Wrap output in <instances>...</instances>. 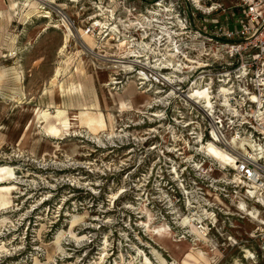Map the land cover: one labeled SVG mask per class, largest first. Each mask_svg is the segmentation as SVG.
I'll use <instances>...</instances> for the list:
<instances>
[{"label":"rangeland","instance_id":"rangeland-1","mask_svg":"<svg viewBox=\"0 0 264 264\" xmlns=\"http://www.w3.org/2000/svg\"><path fill=\"white\" fill-rule=\"evenodd\" d=\"M155 1L167 8L176 4L177 8H173L171 15L163 13L157 18L158 23L146 29L149 38L142 40L139 22L144 18L154 20L148 12ZM190 1L0 0V72L7 75L0 84V166L14 169L13 179L6 178L4 182H13L16 187L8 196L9 205L0 209V264H95L104 247L106 255L101 264H159L156 253L167 264H183L177 253L172 255L159 246L165 244V240H155V243L139 224L144 222L139 205L146 203L152 214H162L168 223L179 222V230H174L179 236L177 239L186 232L181 226L186 214L184 194L188 190L181 188L184 194L177 195L181 203L176 205L172 189L163 185L156 188L153 184L156 173L151 171L158 166L159 157L147 151L156 141L147 135L154 128V124L148 122L149 108L142 107L158 88L152 69L161 56L166 55L168 45L166 37L155 26L164 27L169 22L175 24L172 32L180 33L186 23L190 25L188 30L205 26L211 32L219 21L232 29L231 16L237 13L236 0H206L200 3L203 10L195 13ZM208 8L214 10L207 15ZM46 14L49 19L39 18ZM168 17L173 19L167 21ZM62 19L67 20L71 36L61 52L64 28L58 30L52 26H62ZM115 24L122 29L133 26L128 36L134 37L136 52H143V57L130 60L141 66L132 74L122 76L120 84L106 86L112 79L119 78L118 68L127 66L130 59L118 50V38L107 37L106 29H112ZM45 26L48 28L38 36V31ZM152 37L161 39L160 47L151 43ZM181 38L180 53L200 47L189 43L185 36ZM145 43L150 47L145 49ZM123 57L127 60L120 59ZM67 60H70L68 72L60 75L58 82L81 83L90 93L94 89L100 112L113 117L116 131L113 135L108 130L92 136L84 126L72 121L71 113L79 112L76 107L66 110V117L76 132L58 137L62 140L48 138L43 132L45 124L36 123L39 111L50 113V121L55 122L56 109L51 107L59 100L50 83L56 71L65 68ZM80 61L84 77L74 72ZM144 67V71L150 73L148 83L154 88L131 101L134 111L119 113L118 101L132 91L141 93L148 89L147 82L145 85L138 80ZM15 71L22 75L20 83L12 79ZM85 96L91 100L87 92ZM109 99L115 102L107 104ZM164 161L160 159V165ZM209 176L215 180V185L210 181L211 184L194 194L212 196L205 197L214 205H210L209 210L214 213V216L209 214L210 217L216 219V228L210 222L207 234L214 246L210 250L209 264H264V226L248 219L236 207L243 202L248 209L260 210L262 221L264 208L250 199L243 187L223 189L221 175L216 170H210ZM226 180L232 179L228 176ZM156 191L162 192V204L155 201ZM113 195H116L115 200L118 198L116 202ZM169 201L177 216H168ZM186 215V219H195L197 214L189 209ZM178 217L182 221L170 220ZM171 243L172 240H166V245L171 246ZM185 244L195 245L189 234L185 236ZM201 250L205 253L207 248ZM246 252L249 258H244Z\"/></svg>","mask_w":264,"mask_h":264},{"label":"built area","instance_id":"built-area-1","mask_svg":"<svg viewBox=\"0 0 264 264\" xmlns=\"http://www.w3.org/2000/svg\"><path fill=\"white\" fill-rule=\"evenodd\" d=\"M204 1H190L193 13L203 10L200 3ZM175 7L168 8L174 12ZM235 10L232 29L219 21L211 32L205 26L188 30L190 25L183 24L184 30L175 36L174 44L179 50L183 36L189 43L198 44L200 47L188 48L196 55L185 52L181 59L186 55L192 63L201 65L189 64L185 72H175L171 86L157 85L158 102L147 109L148 122L154 124L147 135L156 141L147 151L159 157L158 166L151 171L156 173L153 184L159 189L162 185L172 189L176 205L181 203L177 195L184 194L181 188L186 187V214L194 209L196 218L189 220L200 231L205 226L206 234L211 225L210 203L205 196L194 194L216 183L209 176L210 170L221 175L223 189L243 187L244 193L264 208V0H236ZM165 71L159 70V74L167 75ZM197 92L206 93L208 98L190 99ZM155 114L161 116L155 118ZM208 143L229 155L234 167L212 160ZM162 158L165 163L160 165ZM228 176L231 181L226 180ZM155 195V201L162 204V192Z\"/></svg>","mask_w":264,"mask_h":264},{"label":"bare ground","instance_id":"bare-ground-1","mask_svg":"<svg viewBox=\"0 0 264 264\" xmlns=\"http://www.w3.org/2000/svg\"><path fill=\"white\" fill-rule=\"evenodd\" d=\"M73 2H75V1H73ZM158 3H159L158 5H153V9L150 12H148L152 15L151 19H154V20L149 21L143 17L144 21L139 22V29H140L139 34H140V37L142 40H146L149 38V36L146 34L147 33L146 29H148L150 26H153V23H158L157 18L161 17L163 13H166L167 16L172 14V11L170 9H168L167 7H164L162 2H158ZM196 5L200 8L199 4L196 3ZM157 7L161 8V9L159 10ZM32 8H34V7H32ZM154 8H156V9H154ZM212 10H214V8L208 9L205 12L209 13ZM39 18L49 19L50 17H49V14L48 15L46 14L44 16H40ZM128 19L130 20V18H128ZM172 19L173 18L168 17L167 21L172 20ZM66 21H65V19H62V21H61L63 24L62 26H58V25L52 26V28L58 29V30L60 29V27L64 28V39H63L64 44L61 48V52L66 48L67 43H68V39L71 36V29L69 28L68 22H66ZM96 25L102 26V24H100V23H97ZM166 25H171V26H170V28H168ZM155 27L158 30H160V32H161L160 34H163V36L166 37V41H167L168 45L166 44L167 45L166 46L167 51L165 53L166 55L163 54L161 56L162 59L159 61V63L156 65V67L154 69H152V71L153 70L155 71V73L153 75L155 77L156 84L159 85L161 83V84H166V86L167 85L171 86L174 82L173 77L175 76V74H174L175 72H185V70H187L189 68V64H197L199 66L201 64L198 61L196 63L195 62L192 63L191 62L192 60L190 58H188L186 55H184L185 59H181L182 53L179 52V50L176 48V45L174 44V41L176 38L175 36H180L181 32L180 33L175 32V31L172 32L173 28L175 27V24L172 25L171 23L168 22L165 24L164 27H160V26H155ZM47 28L48 27L45 26V28L39 30L37 35L40 36L43 33V31L46 30ZM132 28H133V26L131 25V26H128L127 29H122L119 26V24H115L112 29H106V31L109 32L107 37H109L111 39L113 36L115 38H118V40L115 39V41L117 40V43H118V45H117L118 50L121 51L122 55H125L126 58H130L129 62H127V64L125 63L127 66L118 68L119 72L117 74L119 75V78L118 79H112V81H110L112 83L109 85L106 84V86H112V85L116 86V85L120 84L121 82L119 80H121L122 76L132 74V72L134 71V69L136 67L141 66V65H138L139 63L134 62L133 60L130 61L131 59L139 60L140 58L143 57V55H142L143 52L142 53L140 51L136 52V50H137L136 45H135L136 40L134 39V37L128 36L129 31L132 30ZM135 29H137V28L135 27ZM181 30H184V29L181 28L179 31H181ZM160 42H161L160 38L156 39V37H152L151 43L155 47H158V46L160 47L161 46ZM145 44H146L145 49L150 47L148 43H145ZM126 58L123 57L120 59L121 60H127ZM64 66H65L64 69L56 71V74L50 83L52 88L54 89V93L57 95L58 100H59L54 105L52 104L53 106L51 107L53 109H56V115L54 117L55 122L52 123L50 121V119H51L50 113H48L47 111H39L36 114V118H35L37 120L36 123L40 124V125L45 124V126L43 127V132L48 138H52V140H58V141L62 140V138H58V137H61V136L63 137L64 135L71 134V132H73V133L76 132L75 130H72L71 123L69 122L70 120H68L66 117L67 108L76 107V108H79V112L77 111L78 113H76V112L71 113V115L73 116L72 121H75L78 125L84 126L92 136L93 135L96 136L97 133L105 132L108 130L110 131V135H113L114 132H116V131H114L115 126L113 123L114 122L113 117L110 114L104 115L100 112L98 97H97L94 89H93V92L90 93L89 90L85 91V89L83 88L81 83L69 82L68 85H64V84H60L58 82V77L60 75H64L66 72H68L67 70L70 66V60H67L64 64ZM142 68H143V66H142ZM170 69L172 71L168 72L167 75L162 76L159 74V70L163 71V70H170ZM144 70H146L145 67L143 69V72L138 74V76H139L138 80L142 81V84L146 85L149 82V74L150 73L148 74ZM74 72L77 75H79L80 77H84L85 71L81 67V61L79 62V66H77L75 68ZM125 72H127L128 74H124ZM6 78H7V75L5 74V72H0V84L3 83V81L6 80ZM171 78H172V80H171ZM12 79L17 83H20L22 80L21 73L15 71L14 77ZM150 83H148V86L150 85ZM0 87H1V85H0ZM92 88L93 87H91V89ZM157 89L155 90L156 92L153 93V95L151 96L152 98L145 100V103H144L142 108L147 109V108H152L155 106V104L158 102L156 99V94H158L159 91ZM151 91H152V88L150 91H148V89H147L141 93H137L136 90L132 91V93L127 95L125 99L118 101L117 107L120 110L119 113L123 114V113H130V112L134 111V108H133V105L131 104V101L134 100L137 95L147 94ZM86 92L91 95V96H89V99L91 98L90 101H88L86 99V98H88L87 96H85ZM185 95H187V94H185ZM185 95L181 96L182 98H184V100H186L185 98L188 96L187 95L185 97ZM80 98H82L81 101L79 100ZM191 98L196 99V100L197 99L204 100V99H207L208 97H207L206 93L197 92V93H192L190 95V99ZM113 102H115V101H112L110 99L106 101L107 104H113ZM160 116L161 115H159V114H155V118H158ZM84 127H82V128H84ZM206 147H207V152H208V154L212 160L216 161L217 163H219L221 165L223 164L225 166L228 165L229 163L234 164V160L229 155H227L225 152H222L215 145L208 143V145ZM13 171H14V169H12L11 167L0 166V209L6 208L9 205L10 202L8 200V196L11 195L13 190H16L15 183L4 182L6 178L13 179V176H14ZM185 195H187V194H185ZM204 196H206L208 198L212 197L210 195H204ZM113 198L115 200L116 195H113ZM215 200L218 202L219 198H217ZM209 203H211V202H209ZM257 203L259 204V201H257ZM170 204H172V203L169 201V206L167 208V210L169 211L168 216H172V217L177 216V212L176 211L173 212L172 206H170ZM210 205L214 206L213 204H210ZM146 207H147L146 203L139 205L140 214L143 215L141 217V220L144 221V222L139 223V224L143 225V228H145V231L147 232V236H151V238L154 239L153 240L154 242H155V240H158V241L165 240L164 241L165 244H159V246H161L163 249H165L166 252H167V250L172 252V255L177 253L182 258L183 264H209V258H210V255H212V254H210V250L213 249L214 246L211 244V241L207 239V234L204 231L205 229H207L205 226L203 227V229H201L202 231H200L196 228V226L193 223L191 224L189 219H186V217H185L184 221H183L184 226H181V228L183 231H186V232L181 233V235H183L184 237H182V238L180 237L179 239H177L179 236L175 235L176 232H174V230H176V229L179 230V225L177 226V224H179V222L168 223L167 218L164 217L162 214L159 213V215H154ZM251 207H253V206H251ZM236 209L239 212H241L242 214H244L248 219L252 220L253 222L257 223L260 226H264V221L260 220V213H259L260 210L257 211L256 209H248L247 206L243 202H240L237 205ZM209 214L212 215V213H209ZM180 218L178 217V218H173L170 220H173V221L178 220L179 221ZM243 218H245V217H243ZM180 221H182V220H180ZM74 222L75 221H73L71 224H73ZM209 222L212 223L213 228H216V226H215L216 219H214L213 216H212V218H210ZM171 225L174 226V228L171 227ZM187 234H189L191 237H193V241L195 242L194 247H193V245H186L185 244V236H187ZM166 240L167 241L172 240L171 246L166 245ZM182 241L184 243H181ZM205 243H207L206 244L207 246H205ZM202 247L207 248L205 253L203 250H201ZM105 248L106 247H104L102 249V254L99 257V261H98V263L95 262V264H101L104 261V259H105L104 257L106 255ZM152 252L156 253L154 251H152ZM156 256L158 257L159 264H167L161 258V256L159 254L156 253ZM249 257H250L249 252H246V255L244 256V258H249ZM145 261L147 262V260H145Z\"/></svg>","mask_w":264,"mask_h":264}]
</instances>
